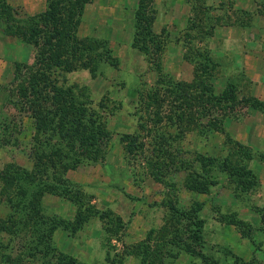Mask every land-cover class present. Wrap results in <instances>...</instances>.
Segmentation results:
<instances>
[{
  "label": "rangeland",
  "instance_id": "374dc122",
  "mask_svg": "<svg viewBox=\"0 0 264 264\" xmlns=\"http://www.w3.org/2000/svg\"><path fill=\"white\" fill-rule=\"evenodd\" d=\"M54 1L87 56L0 21V264H264V0ZM46 2L7 0L34 21ZM98 124L103 155L72 164ZM24 193L56 226H26Z\"/></svg>",
  "mask_w": 264,
  "mask_h": 264
},
{
  "label": "trees",
  "instance_id": "16d2710c",
  "mask_svg": "<svg viewBox=\"0 0 264 264\" xmlns=\"http://www.w3.org/2000/svg\"><path fill=\"white\" fill-rule=\"evenodd\" d=\"M83 1V0H82ZM70 0L68 1L69 4ZM86 2V1H85ZM84 1L82 2L81 6L79 7V12L82 11L83 6H84ZM60 5L58 4L57 1L54 0H47L46 2V8L44 11L39 12L36 14L37 18L34 21L32 16L34 15H30L27 13H24L23 15H18V13L15 11V9L9 5L7 3V0H0V21L5 23L6 25L4 26L3 32L14 36L16 38H21L23 39V35H27L28 34V39H26L25 42L31 43L32 45L39 46V40L45 37V33H48L49 35V40L44 39V42L46 40V42H48L49 46H52V40L54 39H61V37H63V39L65 40H73V44L70 47V52H68V55L73 58L76 57L79 58L81 55V53L89 54L90 52V48H89V42L93 41L91 40V37H86L85 39L83 38H77L76 36V27H74L75 24V20L78 17V14L76 15V13L74 11H72L71 18L68 19L69 23H71V28L67 31L64 29V26H66L68 23L66 22V24H64L65 20V16H68L65 14V11H68L69 14V10H66V7L62 6V9L60 12H58V9L56 7H54V4ZM146 9V8H145ZM145 9L142 11V13H145ZM58 12V14L55 16L54 12L56 13V11ZM54 11V12H53ZM56 17V18H55ZM46 18L48 19L46 22ZM55 18V19H53ZM152 21V17H150L149 19L147 18L146 21L144 22V25L140 27L141 32L139 31V33H137L139 35L140 38H142V34H143V38L146 37H153V33H152V29L150 26H148V23ZM146 23V25H145ZM22 27L24 28L23 32H20L18 29ZM67 31V33H66ZM27 33V34H26ZM142 38V44L144 39ZM135 41L140 42L139 38H136ZM43 42V41H42ZM85 42V43H84ZM74 43L77 44H82V46L77 47L78 49H80V51H78V49L74 48ZM140 44L138 45L139 48L143 49L144 46ZM54 49L53 47L50 48V50ZM78 51V52H77ZM77 52V54L74 56V53ZM81 52V53H80ZM93 52V50H92ZM43 52L36 48V56H35V62L37 61H41V59H43L42 57ZM54 56H56V58H59V55L54 53ZM41 57V58H39ZM90 57V56H89ZM87 60V58H86ZM66 61L71 62L70 60L66 59ZM56 66L61 67L58 63L57 64H53ZM49 70H47L48 74L46 75V78L44 76L43 78V83L45 84L46 88L48 90H50L51 92L58 93V90L55 89L56 85H54L51 81L49 77ZM34 116L37 117L36 113H34ZM39 117V115H38ZM42 117V115H41ZM40 118V121L43 118ZM47 118V117H46ZM71 128V127H70ZM109 134L110 132L106 129H102L100 127V124L95 126V130L92 131V133L86 135V139L89 141V149L88 148H82L80 149L78 152H75L76 149H72L70 155H69V160H71L72 164L78 163V161H80L82 158H89L92 159V161L99 159L100 155H103V149L105 148V143L107 142L108 138H109ZM61 138L63 137L62 134L59 135ZM64 138V137H63ZM54 148V147H53ZM18 177H22L24 179H19L17 177V179L14 177H5V181H11L10 185H14V184H18L20 186H22L23 182H25V176L21 173H17ZM30 178V177H29ZM15 180V181H14ZM66 181V179H64ZM28 184H31L32 187L35 186H41L42 187H47L49 185L48 182L46 181H32V182H28ZM37 198L36 197H32L30 194L24 193L22 194V199L19 200L22 203H20V205H18L19 207L17 208L16 213L18 214V216H20L22 219H24L27 223L26 226L29 225L30 219H32V223H31V230H38L39 232H42L43 230L49 231L50 229H52L54 226H56V223H53L52 221H43L41 219L38 218V216L35 214L37 210H39V206L37 205ZM34 211V212H33ZM11 221V220H10ZM193 226H194V230H195V237L201 241L202 235H201V225H200V221H193L192 222ZM43 239H47L46 236L43 237ZM41 243H38L36 245V247L38 248L39 251H42L41 249L46 248V245L43 243V241H41V239H39ZM41 244L43 246H41ZM202 254V253H200ZM202 256V255H200ZM203 257V256H202ZM54 262L55 264H76V262L74 261V259L72 260L70 257L66 256V255H54Z\"/></svg>",
  "mask_w": 264,
  "mask_h": 264
},
{
  "label": "crops",
  "instance_id": "0c3cea01",
  "mask_svg": "<svg viewBox=\"0 0 264 264\" xmlns=\"http://www.w3.org/2000/svg\"><path fill=\"white\" fill-rule=\"evenodd\" d=\"M250 19H253V16Z\"/></svg>",
  "mask_w": 264,
  "mask_h": 264
}]
</instances>
